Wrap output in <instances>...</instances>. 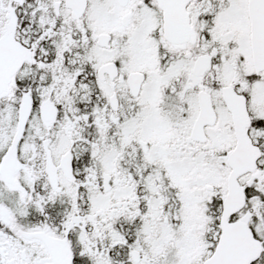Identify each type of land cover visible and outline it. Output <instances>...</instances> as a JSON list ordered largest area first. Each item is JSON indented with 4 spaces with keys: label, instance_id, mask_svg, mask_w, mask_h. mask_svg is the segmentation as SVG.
I'll return each mask as SVG.
<instances>
[{
    "label": "snow or ice",
    "instance_id": "1",
    "mask_svg": "<svg viewBox=\"0 0 264 264\" xmlns=\"http://www.w3.org/2000/svg\"><path fill=\"white\" fill-rule=\"evenodd\" d=\"M0 264H264V0H0Z\"/></svg>",
    "mask_w": 264,
    "mask_h": 264
}]
</instances>
